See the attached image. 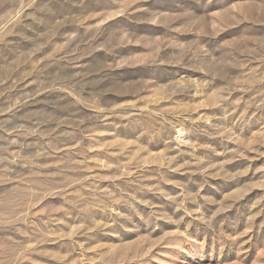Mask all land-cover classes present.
<instances>
[{"label": "rangeland", "instance_id": "374dc122", "mask_svg": "<svg viewBox=\"0 0 264 264\" xmlns=\"http://www.w3.org/2000/svg\"><path fill=\"white\" fill-rule=\"evenodd\" d=\"M0 264H264V0H0Z\"/></svg>", "mask_w": 264, "mask_h": 264}]
</instances>
